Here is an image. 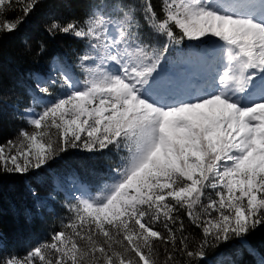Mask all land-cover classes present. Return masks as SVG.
<instances>
[{"label":"snow or ice","instance_id":"snow-or-ice-1","mask_svg":"<svg viewBox=\"0 0 264 264\" xmlns=\"http://www.w3.org/2000/svg\"><path fill=\"white\" fill-rule=\"evenodd\" d=\"M47 2L0 0V40ZM86 2L80 18L43 25L86 42L83 79L55 59V76L34 74L30 106L14 109L27 127L0 144V174H30L77 148L115 153L118 162L95 185L74 176L69 222L23 255H0V264H181L178 256L192 264L214 242L264 226V0ZM205 37L218 41L180 47ZM209 51L199 80L169 70ZM59 190L57 176L45 197L31 195L42 206ZM185 216L202 233L193 250Z\"/></svg>","mask_w":264,"mask_h":264},{"label":"trees","instance_id":"trees-1","mask_svg":"<svg viewBox=\"0 0 264 264\" xmlns=\"http://www.w3.org/2000/svg\"><path fill=\"white\" fill-rule=\"evenodd\" d=\"M156 2L158 4L159 0ZM87 7L86 0H48L39 14L30 19L20 31L5 35L0 40V144L13 138L21 127H27L23 119L14 118L17 114L14 109L18 106L22 112L23 108L30 106L25 89L33 83L34 74H49L54 57H58L55 61L70 64L74 72L83 78L77 65L78 57L87 50L86 42L63 34L49 35L43 25L51 16L80 18ZM24 40L28 41V46L23 43ZM206 41L213 45L218 38H207ZM198 44L199 41H186L180 47L187 50L191 45ZM41 45L45 49L42 53L39 52ZM175 57L173 52L171 58ZM51 91L53 98L59 94L57 88ZM117 162L115 153L105 152L100 155L77 148L69 149L41 170L30 174H0V255L10 252L23 255L38 243L50 240L54 231H59L63 224L69 222L72 213L67 207L69 201L65 199L66 192L60 188L58 193H54L55 200L46 199L41 206L31 195L32 189L38 190L40 196L45 197L46 193L53 190L57 176L61 187L65 186V178L77 175L87 185H95L97 174H102L103 170ZM184 220L185 235L190 241L189 249L193 250L201 241L202 233L187 221L186 216ZM248 246L259 255L249 254ZM205 251L206 257L193 258L192 264H259L260 258L264 257V226L240 239L214 242ZM164 255L161 253V259ZM177 258L181 264L188 259L184 256Z\"/></svg>","mask_w":264,"mask_h":264},{"label":"rangeland","instance_id":"rangeland-1","mask_svg":"<svg viewBox=\"0 0 264 264\" xmlns=\"http://www.w3.org/2000/svg\"><path fill=\"white\" fill-rule=\"evenodd\" d=\"M237 2L245 3L246 0H237ZM243 11H249V8H244ZM202 40L205 41V43L199 42L198 45L196 46L191 45V47L192 48L199 47L201 49H208L211 43L210 44L207 43L206 41L207 37L202 38ZM175 59L176 57L173 60L175 61ZM212 59H213L212 53L209 51L205 53L203 59H192L185 63H174V64L169 65L168 67L171 72L176 73L180 77H189L193 80H199L200 78H202L208 73L211 63H212ZM50 74L53 76L56 75L55 73H50Z\"/></svg>","mask_w":264,"mask_h":264},{"label":"bare ground","instance_id":"bare-ground-1","mask_svg":"<svg viewBox=\"0 0 264 264\" xmlns=\"http://www.w3.org/2000/svg\"><path fill=\"white\" fill-rule=\"evenodd\" d=\"M257 10H258V8H256V9H249V11H257ZM57 58H58L57 56L54 57L55 60H57ZM208 72H209V71H208Z\"/></svg>","mask_w":264,"mask_h":264}]
</instances>
